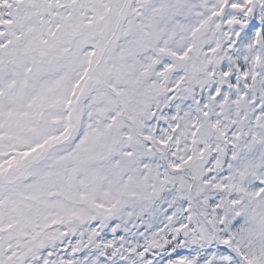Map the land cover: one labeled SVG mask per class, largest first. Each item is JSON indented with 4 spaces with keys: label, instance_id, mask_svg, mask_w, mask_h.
Instances as JSON below:
<instances>
[{
    "label": "snow or ice",
    "instance_id": "obj_1",
    "mask_svg": "<svg viewBox=\"0 0 264 264\" xmlns=\"http://www.w3.org/2000/svg\"><path fill=\"white\" fill-rule=\"evenodd\" d=\"M0 264H264V0H0Z\"/></svg>",
    "mask_w": 264,
    "mask_h": 264
}]
</instances>
